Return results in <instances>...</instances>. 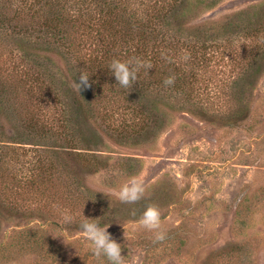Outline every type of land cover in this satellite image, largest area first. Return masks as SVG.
<instances>
[{
	"label": "rangeland",
	"instance_id": "obj_1",
	"mask_svg": "<svg viewBox=\"0 0 264 264\" xmlns=\"http://www.w3.org/2000/svg\"><path fill=\"white\" fill-rule=\"evenodd\" d=\"M260 6L264 0H191L183 17L212 26ZM263 63L250 81L243 114L231 124L214 122L194 107L160 102L150 108V127L124 139L99 120L76 114L77 147L59 142L54 149L82 190L71 200L70 192L45 188L32 200L28 193L0 200V264H107L93 255L80 228L83 216L109 224L124 264H201L214 251L223 264H264ZM14 102L0 107V140L11 143L23 138ZM31 140L38 144V138ZM76 152L87 154L81 158ZM132 177L145 192L125 203L117 193ZM150 205L161 212L167 233L162 242L139 225Z\"/></svg>",
	"mask_w": 264,
	"mask_h": 264
},
{
	"label": "trees",
	"instance_id": "obj_2",
	"mask_svg": "<svg viewBox=\"0 0 264 264\" xmlns=\"http://www.w3.org/2000/svg\"><path fill=\"white\" fill-rule=\"evenodd\" d=\"M190 5L191 0H0V107L16 101L9 106L23 132L20 142L0 140L1 201L22 193L32 200L43 188L70 192L71 200L82 190L54 149L59 142L77 147L76 114L99 120L124 139L150 127V108L160 102L194 107L214 122H237L251 79L263 71L264 7L208 26L188 23L183 16ZM130 58L152 68L123 88L109 65ZM81 71L90 75V86L78 91L74 82ZM170 76L174 84L166 86ZM214 254L201 264H223L221 254Z\"/></svg>",
	"mask_w": 264,
	"mask_h": 264
},
{
	"label": "clouds",
	"instance_id": "obj_3",
	"mask_svg": "<svg viewBox=\"0 0 264 264\" xmlns=\"http://www.w3.org/2000/svg\"><path fill=\"white\" fill-rule=\"evenodd\" d=\"M152 68L150 63L139 59L130 58L125 61L114 59L109 65L110 72L114 75L117 84L123 88H128L135 84L142 70ZM90 75L87 72H79V82H74L78 91L88 88ZM175 78L168 77L164 84L170 86L174 84ZM145 188L141 181L132 177L123 185L117 193L120 201L134 203L142 198ZM70 219V218H66ZM139 225L150 231L154 235V242H162L166 239L167 233L162 229L161 212L154 205L148 206L139 219ZM108 225L100 223L97 219H89L83 216L80 228L84 237L91 244V251L97 258L103 257L107 264H124L125 257L121 255L122 245L113 239L107 231Z\"/></svg>",
	"mask_w": 264,
	"mask_h": 264
}]
</instances>
